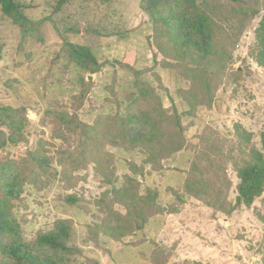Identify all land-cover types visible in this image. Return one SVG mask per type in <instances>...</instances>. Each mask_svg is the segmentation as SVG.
<instances>
[{"label": "rangeland", "instance_id": "obj_1", "mask_svg": "<svg viewBox=\"0 0 264 264\" xmlns=\"http://www.w3.org/2000/svg\"><path fill=\"white\" fill-rule=\"evenodd\" d=\"M24 1L29 17L41 21L34 36L24 42L19 29L0 13V104L24 107L28 120L22 140L0 150V159L12 160L25 179L12 209L23 239L33 241L56 220L69 219L72 234L68 243L74 248L70 264H153L160 255L165 264H264V225L257 216L263 212L260 199L250 208L241 206L225 215L187 197L178 206V214L184 211L178 219L159 221V215L177 214L164 211L152 216L143 229L120 240L97 227L107 215V205L126 212L122 204L113 201V194L101 201L107 190L123 184L125 175L138 180L141 195L149 188L156 189L162 207L175 204L173 191L181 190L194 154L202 146L201 138L210 130L222 141L226 139L229 147L238 126V130L250 133L256 148H261L264 68L256 63L254 51L264 0H197L213 21L217 46L229 58L226 76L217 78L216 69L210 72L218 83L212 105L200 106L194 114H188V106L177 92L190 86L183 64L160 54L154 56L155 46L149 38L153 26L149 15L140 9V0H114L100 7L94 2L65 6L63 14L68 9L78 16L83 7L81 28L88 20L111 12L130 31L124 39L70 36L75 43L95 45L93 50L102 67L92 74L67 62L60 36L51 20L45 19L58 0ZM135 69L156 88L163 107L171 112L175 106L182 116L186 146L162 160L161 170L144 162L146 154L140 147L92 142L77 124L94 125L100 117L124 116ZM61 112L74 120L62 123L58 117ZM90 151H96V159ZM105 153L112 156L110 166ZM32 154L45 157L47 164L39 167ZM132 165L143 174L135 172ZM106 166L112 171H106ZM227 172L233 183L228 198L233 202L238 179L231 164ZM107 175L111 183L106 182ZM68 196L77 200L68 203ZM158 225L164 226L161 229Z\"/></svg>", "mask_w": 264, "mask_h": 264}, {"label": "trees", "instance_id": "obj_2", "mask_svg": "<svg viewBox=\"0 0 264 264\" xmlns=\"http://www.w3.org/2000/svg\"><path fill=\"white\" fill-rule=\"evenodd\" d=\"M114 0H58L51 6V14L45 19L51 20L54 29L62 40V52L67 62L74 64L82 72L97 73L102 64L98 60L90 43H75L70 36L84 35L92 37L127 38L130 31L116 13H104L96 20H88L80 27L85 16L82 10L74 15L66 5L78 3H97L107 6ZM139 7L146 12L153 26L152 44L154 56L162 55L165 59L182 62L184 74L190 81L187 89H178L181 99L188 106V114H194L200 106L210 107L218 88L217 80L210 74L216 69L217 78L226 76V60L229 55L217 46L213 21L197 0H140ZM28 4L23 0H0V13L19 29L22 42L33 37L40 25L27 14ZM256 46L254 58L264 68V17L256 29ZM133 90L126 95L128 102L126 114L114 117L105 116L97 119L94 125L77 123L86 130L87 139L92 142L102 141L111 145L126 144L140 147L146 154L145 163L153 170H161L162 160L182 150L186 146L182 116L175 106L171 112L164 108L161 98L148 81L141 78L142 71L134 70ZM84 79L81 78V81ZM60 121L69 124L74 116L67 112L58 115ZM28 124L26 109L0 104V150L8 144L18 143ZM238 127V126H237ZM236 127V138L229 147L210 130L202 136V146L194 154L187 170L180 191H173L176 203L162 207L158 202L156 189H147L145 194L139 192L138 180L125 175L120 187H113L104 193L105 201L113 194L115 203L126 209L123 214L107 205V215L97 227L104 234L120 240L143 229L148 220L167 211L177 213L179 205L190 197L201 201L214 211L225 215L232 214L241 206L250 208L255 200L260 199L263 212L258 219L264 225V131L261 133V148H256L250 133ZM89 132H97L89 136ZM85 150L81 152L83 155ZM95 152L90 151L89 154ZM107 162L110 166V158ZM32 160L42 167L47 164L45 157L32 154ZM228 164L234 168L238 183L235 187L236 197L232 202L228 195L232 180L228 175ZM133 166V165H132ZM135 172L143 174L142 169L133 166ZM106 171L111 170L108 166ZM25 179L23 172L12 160L0 159V264H70L74 248L69 245L72 234V222L58 219L47 231L38 232L33 241L26 242L13 217V201L22 192ZM106 182L112 180L107 175ZM108 195V196H107ZM76 197L68 196L66 201L74 203ZM155 254V253H154ZM164 256L154 259L153 264H165ZM194 264H203L194 262Z\"/></svg>", "mask_w": 264, "mask_h": 264}, {"label": "crops", "instance_id": "obj_3", "mask_svg": "<svg viewBox=\"0 0 264 264\" xmlns=\"http://www.w3.org/2000/svg\"><path fill=\"white\" fill-rule=\"evenodd\" d=\"M172 197V196H171ZM183 210L182 211H180L179 212V214L177 213V214H175V215H173V214H165L164 216L163 215H159V217H158V220L160 221V218H161V220H163L164 218H165V220H163V221H167V222H171L172 220H176V219H178L179 217H181L182 215H183ZM154 220H157V218L155 219L154 218ZM162 222V221H161ZM160 222V223H161ZM164 226V225H163ZM163 226L162 225H158L157 227H159V228H163Z\"/></svg>", "mask_w": 264, "mask_h": 264}, {"label": "water", "instance_id": "obj_4", "mask_svg": "<svg viewBox=\"0 0 264 264\" xmlns=\"http://www.w3.org/2000/svg\"><path fill=\"white\" fill-rule=\"evenodd\" d=\"M91 78V76H89Z\"/></svg>", "mask_w": 264, "mask_h": 264}]
</instances>
